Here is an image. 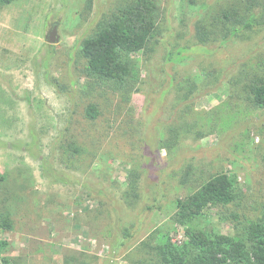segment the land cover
Returning a JSON list of instances; mask_svg holds the SVG:
<instances>
[{"label":"rangeland","instance_id":"rangeland-1","mask_svg":"<svg viewBox=\"0 0 264 264\" xmlns=\"http://www.w3.org/2000/svg\"><path fill=\"white\" fill-rule=\"evenodd\" d=\"M156 1L159 35L133 54L126 94L91 88L79 54L117 0L0 4V212L13 221L0 229L9 242L0 264H157L154 246L186 242L175 201L216 173L237 177L247 210L264 202V108L248 91L253 74L264 77V26L200 44V22L235 0ZM54 26L58 42L48 44ZM179 50L183 59L169 61ZM89 102L95 122L83 117ZM135 174L139 199L128 207ZM194 224L234 236L213 206Z\"/></svg>","mask_w":264,"mask_h":264},{"label":"trees","instance_id":"trees-1","mask_svg":"<svg viewBox=\"0 0 264 264\" xmlns=\"http://www.w3.org/2000/svg\"><path fill=\"white\" fill-rule=\"evenodd\" d=\"M13 1L0 0V4L8 5ZM161 13L156 0H117L111 14L98 20L93 33L81 40L79 48L84 61L81 73L91 88L113 86L122 94L128 92L136 81V62L132 56L148 50L157 40ZM209 13V24L200 22L202 24L196 30V40L200 44L209 42L211 37L216 38L222 32L225 40H228L242 30L264 26V0H235L231 6L219 7ZM171 56L169 61L183 59L181 50ZM248 81L249 99L256 107L264 108V77L253 74ZM99 116L98 104L87 103L84 119L95 122ZM172 136L176 138V133ZM165 144L169 146L168 142ZM68 148L85 151L74 143L68 144ZM262 159L264 162V154ZM137 180V174L130 178L123 197L128 207H133L139 199ZM4 181L5 176L0 174V189ZM87 192L92 196V192ZM99 196L105 198L102 191ZM245 199L246 194L239 186L237 177L224 172L210 176L193 192L178 198L172 218L178 225L186 227V242L177 246L167 241L154 246L152 255L157 264H264V202L250 211ZM207 206L215 207L220 219L233 226L234 236L219 231L205 232L194 224ZM116 209L111 206L112 216ZM133 225L132 233L128 228L122 231L124 237L129 238L137 233L136 224ZM0 229H13L8 212H0ZM8 246L9 242L0 240V254ZM2 263L7 264V261L2 259Z\"/></svg>","mask_w":264,"mask_h":264},{"label":"water","instance_id":"water-1","mask_svg":"<svg viewBox=\"0 0 264 264\" xmlns=\"http://www.w3.org/2000/svg\"><path fill=\"white\" fill-rule=\"evenodd\" d=\"M46 42L48 44H55L58 42V38L56 37V29L55 26L52 28L51 32L46 37Z\"/></svg>","mask_w":264,"mask_h":264}]
</instances>
